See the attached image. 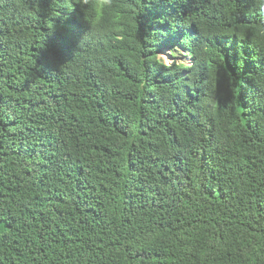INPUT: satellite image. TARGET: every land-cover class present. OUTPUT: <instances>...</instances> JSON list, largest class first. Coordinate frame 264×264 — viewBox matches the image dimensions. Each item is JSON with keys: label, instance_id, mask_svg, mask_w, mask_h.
Listing matches in <instances>:
<instances>
[{"label": "trees", "instance_id": "16d2710c", "mask_svg": "<svg viewBox=\"0 0 264 264\" xmlns=\"http://www.w3.org/2000/svg\"><path fill=\"white\" fill-rule=\"evenodd\" d=\"M0 264H264V0H0Z\"/></svg>", "mask_w": 264, "mask_h": 264}, {"label": "rangeland", "instance_id": "374dc122", "mask_svg": "<svg viewBox=\"0 0 264 264\" xmlns=\"http://www.w3.org/2000/svg\"><path fill=\"white\" fill-rule=\"evenodd\" d=\"M167 53V55H166ZM159 58L163 60L164 63L170 64L172 62L188 65L190 64V56L186 50L182 48H176L174 55L171 53L170 49H165L160 55Z\"/></svg>", "mask_w": 264, "mask_h": 264}, {"label": "snow or ice", "instance_id": "6c2138e0", "mask_svg": "<svg viewBox=\"0 0 264 264\" xmlns=\"http://www.w3.org/2000/svg\"><path fill=\"white\" fill-rule=\"evenodd\" d=\"M166 55H167V53H166Z\"/></svg>", "mask_w": 264, "mask_h": 264}]
</instances>
